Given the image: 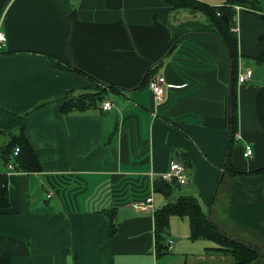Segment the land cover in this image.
Returning a JSON list of instances; mask_svg holds the SVG:
<instances>
[{
  "label": "crops",
  "instance_id": "0c3cea01",
  "mask_svg": "<svg viewBox=\"0 0 264 264\" xmlns=\"http://www.w3.org/2000/svg\"><path fill=\"white\" fill-rule=\"evenodd\" d=\"M171 7L163 0H77L69 24L58 0H0V32L6 38L0 48V111L21 114L67 89L91 85L82 75L54 68L45 54L72 59L120 88L106 90L113 95L104 96L113 104L108 111L99 105L63 115L57 102L29 111L25 135L42 171H8L0 264H220L224 255L205 251L214 246L211 241L199 239L205 248L197 254L186 251L193 244L185 217H170L172 246L157 255L153 213L130 206L135 196L128 182L135 180L149 193L148 177L158 178L170 161H180L178 151L190 162L188 181L178 193L199 195L221 230L264 252V172L232 175L223 169L226 49L216 37L194 30L206 23L202 14ZM236 31L238 71L250 68L252 76L237 86L232 163L235 171L250 173L264 166V66L250 63L264 49L259 39L264 20L237 9ZM156 60L161 61L155 74L166 81L162 101L142 83ZM15 133L17 128L2 127L0 117V146ZM246 144L250 157L243 156ZM152 197L154 209L165 204L162 195ZM110 208L117 227L112 236L102 213ZM248 264H264V258Z\"/></svg>",
  "mask_w": 264,
  "mask_h": 264
},
{
  "label": "trees",
  "instance_id": "16d2710c",
  "mask_svg": "<svg viewBox=\"0 0 264 264\" xmlns=\"http://www.w3.org/2000/svg\"><path fill=\"white\" fill-rule=\"evenodd\" d=\"M63 9L69 24L70 11L77 0H58ZM173 9L189 10L194 13L202 14L206 23L197 24L196 31L210 34L216 37L226 49L228 55V62L230 68V81L227 91L226 102V126L228 133L227 148L223 169L232 175L238 174H257L264 172V166L250 171V173H242L233 169L232 151L238 139V89H237V74L239 67V50H238V35L236 31V6L241 9L250 11L260 19L264 20V6L259 0H225L222 4L211 5L200 0H163ZM181 35H175L169 46L173 49L178 42ZM261 41H264V33L259 36ZM168 52V51H167ZM51 60L54 68L74 72L84 76L91 82V85L83 90L67 89L60 95L54 96L50 99L34 104L30 110L21 114H13L9 112L0 111L1 124L5 130H12L17 128V133L11 134L8 141L0 146V209H5L9 206L8 198V164L12 165L13 172H40L42 171L41 163L36 155V152L25 135V126L29 111L36 110V108L47 105L48 103H59L60 112L63 115L67 114H83L92 108H99L100 103L104 100V93L106 90H111L120 93V88L108 84L106 81L99 80L95 76L86 72L70 59L65 61L62 58L54 55L45 54ZM161 60H156L154 65L149 66L142 79V83H148V77L155 73V67ZM253 61L258 65L264 64V49L253 56ZM18 147V152L14 154V149ZM178 158L185 165L190 167L188 155L182 152H176ZM7 169V171H1ZM221 177L215 186L214 192L217 191ZM181 185V184H180ZM176 181L167 182L155 178L152 181V191L162 194L167 202L162 206L154 209L153 223H154V240L157 255L168 252L167 247V232L170 224L171 216H178L180 218L188 219L190 240H208L213 243V247L205 248L206 253H219L221 255L230 257L231 261L226 264H248L258 257L264 258V252L254 244L238 240L227 235L221 230L210 217L208 211L210 204H207V209L203 207V201L199 195L182 194L179 193L173 200V191L175 187H180ZM130 194L134 198L143 197L148 192L140 189L133 182H128ZM148 187V186H147ZM125 194V193H124ZM115 208L104 209L102 213L110 220V236L117 231L115 218Z\"/></svg>",
  "mask_w": 264,
  "mask_h": 264
},
{
  "label": "built area",
  "instance_id": "2783aa9c",
  "mask_svg": "<svg viewBox=\"0 0 264 264\" xmlns=\"http://www.w3.org/2000/svg\"><path fill=\"white\" fill-rule=\"evenodd\" d=\"M236 9H240L239 6H236ZM6 42V38L4 36L3 33L0 32V48L3 47L5 45ZM237 81L239 83L242 82H247V80L252 76V70L250 68H246L243 72H239L237 74ZM148 83L147 86L149 88V92L152 93V95L154 96V98L158 101H162L163 99V94H164V86H165V78L163 75L161 74H152L150 77H148ZM112 102L110 100H103L100 103V108L103 111H108L111 109L112 107ZM18 152V147H16L14 149V154H16ZM252 154V149L250 147V145L246 144L244 147V151H243V156L244 157H250ZM170 165L168 167V170L166 172H162L158 175V179H161L163 181H167V182H172V181H176L177 183L180 184H184L187 182L188 180V176H187V170L185 165L178 160H173L170 161ZM7 169L9 171H11L12 169V165L8 164ZM152 176V175H151ZM148 177V188L150 190V192L143 196V197H139V198H133L130 202V206H132L134 209L136 210H141L144 212H151L153 213L154 211V205L153 204V197H152V193L154 191H152V181L153 179H155V177ZM138 199V200H137ZM172 246V239L169 238L167 239V247L168 249H170Z\"/></svg>",
  "mask_w": 264,
  "mask_h": 264
},
{
  "label": "rangeland",
  "instance_id": "374dc122",
  "mask_svg": "<svg viewBox=\"0 0 264 264\" xmlns=\"http://www.w3.org/2000/svg\"><path fill=\"white\" fill-rule=\"evenodd\" d=\"M250 63H251V65L253 66V68L254 67H259V68H261V67H263L264 65H258V64H256L253 60H251L250 61ZM245 70V69H244ZM241 73L242 71H238V73ZM242 83H244V82H242ZM237 84H241V83H239L238 81H237ZM106 95V97H110V96H112L113 97V95H112V93H110V92H106V94H104V96ZM186 170H187V168H186ZM188 181V180H187ZM133 182H135V180H133ZM185 184V183H184ZM178 190H180V187H175L174 188V191H173V196L174 195H176L177 193H178ZM179 194V193H178ZM162 194H160V193H155V196L156 197H160ZM163 196V195H162ZM173 196H172V198H171V200H173ZM164 197V196H163ZM140 199V198H139ZM164 201H165V203L167 202V200H166V198L164 197ZM138 200V199H137ZM168 239V238H167ZM167 241V240H166ZM191 242V244H193L192 245V248L191 249H188V250H186V251H188V252H190V253H192V254H197V253H199V252H201V251H204V248H205V246L201 243V242H203V241H201V240H199L198 239V241H196V240H193V241H190ZM205 242H207V243H209L210 241H208V240H206ZM217 260H219V259H217ZM231 261V259H230V257H226L225 256V258H223V257H221V262H220V264H224L225 262H230ZM218 262V261H217Z\"/></svg>",
  "mask_w": 264,
  "mask_h": 264
}]
</instances>
